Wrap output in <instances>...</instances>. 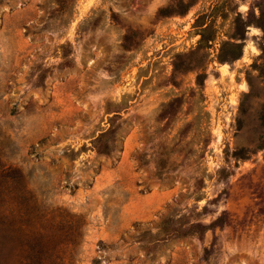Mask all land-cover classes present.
Listing matches in <instances>:
<instances>
[{"label": "rangeland", "instance_id": "obj_1", "mask_svg": "<svg viewBox=\"0 0 264 264\" xmlns=\"http://www.w3.org/2000/svg\"><path fill=\"white\" fill-rule=\"evenodd\" d=\"M170 1L0 0L6 264H35L37 247L63 264H264L261 31L201 85L172 67L199 15L214 10L219 41L264 0L156 17Z\"/></svg>", "mask_w": 264, "mask_h": 264}, {"label": "trees", "instance_id": "obj_2", "mask_svg": "<svg viewBox=\"0 0 264 264\" xmlns=\"http://www.w3.org/2000/svg\"><path fill=\"white\" fill-rule=\"evenodd\" d=\"M196 0H171L165 6L159 7L156 11V17H169L173 15H184L188 9L195 3ZM215 14L212 10L209 14H201L196 20L194 26L197 28V34L199 38L194 48L187 52L177 53L174 55L172 67L174 72H187L195 71V82L197 85L203 84L206 77V66L212 61L218 63H231L242 56L245 33L248 26H254L261 31V36L257 41V48L260 53L257 56L259 61L253 62L251 67L258 71V76L261 77L264 87V3L258 7V13L254 11L250 12L246 17H243L240 13L236 12L232 19L231 32L226 35V39L218 40L217 30L214 24ZM224 16L225 13L223 12ZM133 29L127 30V33L123 36V47L131 46L127 41L130 33H133ZM214 43H218L216 53L211 55L209 49H212ZM192 57H194L192 59ZM260 124L263 127L261 140L257 148L264 149V105L259 112ZM106 149H99L101 152H106ZM246 148H238L233 151V156L237 159H246ZM208 225L197 223L190 227H200L205 229ZM200 229V230H201ZM187 232H191L188 230ZM38 235H43L40 231H37ZM101 244H103L101 242ZM1 252V251H0ZM33 254L38 256V260L35 264H63L54 263L48 261L45 257H41V250L37 247L33 250ZM0 256L2 254L0 253ZM0 264H6L4 259L0 257ZM26 264V263H23ZM28 264H32L31 262Z\"/></svg>", "mask_w": 264, "mask_h": 264}]
</instances>
